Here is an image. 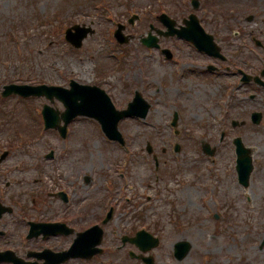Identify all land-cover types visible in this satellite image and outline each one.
I'll list each match as a JSON object with an SVG mask.
<instances>
[{"label":"rangeland","instance_id":"obj_1","mask_svg":"<svg viewBox=\"0 0 264 264\" xmlns=\"http://www.w3.org/2000/svg\"><path fill=\"white\" fill-rule=\"evenodd\" d=\"M162 11L181 23L190 0H0V90L8 83L68 88L74 80L104 89L117 109L126 108L135 91L150 104L144 119L120 121V147L84 117L69 124L66 139L39 131L44 104L63 111L57 100H0V152L9 149V164L22 169L11 175L16 184L8 192L22 200L19 186L32 188L36 206L48 205L46 218L60 210L46 191L75 193L68 212H80L83 226L111 208L107 237L143 226L162 237L153 252L161 264H175L168 254L179 241L191 249L176 264H264V92L231 74L237 67L259 74L264 46L257 59L249 49L255 41L264 45V0H198L196 15L228 57L229 72L222 68L219 75L202 73L214 61L177 37L160 38L174 54L171 63L140 43L150 23L162 28L152 15ZM131 14L139 17L132 25ZM118 23L130 38L122 45L112 36ZM72 25L93 30L80 48L64 40ZM252 112L263 114L258 125ZM232 121L245 123L232 127ZM22 132L32 142L24 143ZM236 137L253 160L247 187L235 171ZM205 143L214 156L202 152ZM50 151L54 157L46 159Z\"/></svg>","mask_w":264,"mask_h":264},{"label":"flooded vegetation","instance_id":"obj_2","mask_svg":"<svg viewBox=\"0 0 264 264\" xmlns=\"http://www.w3.org/2000/svg\"><path fill=\"white\" fill-rule=\"evenodd\" d=\"M188 14H191V12ZM196 16L200 24L208 32L207 26L205 25V18L201 15ZM253 43L256 47H252L253 53L264 46L261 42L255 41ZM255 54L256 53H254V55ZM237 55L238 54H235L234 56ZM207 58L211 59L210 57ZM212 61H214L212 66L215 68L213 73H218L221 68H225V71L229 72L230 66L224 65L228 61L227 56H225L224 60L212 59ZM240 70L241 68L237 67L235 71H231V74L240 75ZM262 70L263 67L259 69V75L261 76ZM251 75L254 76L256 74ZM261 79L264 81V75ZM257 87L261 88L264 92V86L259 84ZM11 159L12 156L9 149H3L0 152V253H4L8 258H14L16 256V258L22 259V261L38 260L35 255L39 254L41 260L35 261L36 264H161L159 255L156 256L153 252L159 248L162 237L153 233L154 236L159 239V245L156 248L150 249L148 252H142V250L131 241V239L134 238L136 228L134 231H132V229L129 231L123 230L125 232L112 230L108 233L107 237L108 231L106 232L104 227L112 222L110 220L105 225H102V221L95 220L83 226L80 224V212H68L75 209V193L71 196L64 190L46 191L44 195L52 200L58 201V209L60 210L56 209L58 214L53 218L43 217L44 208L46 209L48 205L42 204V206H36V199L33 197L32 188L19 186L20 190H18V192L20 194L22 193L24 196L22 200H19L18 196L14 195L16 194L15 192H8V190L16 184V179L11 177V175H15L17 171H22L18 166L19 164H9ZM7 177H10L9 180H6ZM85 181L88 182L89 180ZM10 194L13 195L11 196ZM33 209L36 214H34V211L32 212ZM48 223L60 224L63 227L56 228L54 234H40L39 236H34L33 224ZM95 225L101 226L103 229L102 231H104L99 246L101 251L87 258L73 257L78 250L73 247L77 235ZM94 239H96L95 236ZM90 240H93V236L91 237V235L87 237L86 242L82 245L80 253L86 254L92 247L88 242ZM96 249L97 247L94 248V250ZM65 255H70L71 258L61 260ZM168 255L169 260H173L176 264L177 260L174 254V247ZM144 256L149 258L147 262L142 259L145 258Z\"/></svg>","mask_w":264,"mask_h":264},{"label":"water","instance_id":"obj_3","mask_svg":"<svg viewBox=\"0 0 264 264\" xmlns=\"http://www.w3.org/2000/svg\"><path fill=\"white\" fill-rule=\"evenodd\" d=\"M133 19L129 22L132 23ZM161 20L164 22L168 31L164 36L177 34L178 37H182L186 40L191 41L196 45V47L209 53L210 55L219 57V49L214 44L212 36L207 35L199 27L198 22L194 16L190 17L189 21L185 24L187 28L182 27L181 30L174 28V21L170 20L165 16H161ZM120 27L116 32L117 39L120 43L127 42L128 38L124 37L121 33ZM74 31V32H73ZM91 32L89 29L80 28L78 26H73L66 31V39L75 47H80L82 40L87 36V33ZM157 38L149 36L148 38L142 39V43L148 47L156 46ZM70 89L66 90L60 87L53 86H6L3 95H8L11 93L20 94L22 96L29 95H45L47 98L52 100L53 98L61 101L65 107V112L61 113V119L64 121V126H58L59 117L58 112L53 111L49 107H44L43 114L45 118V123L47 127L58 128L60 133L64 136L66 126L76 116H87L96 119L101 125L104 134L112 140H117L123 143L121 134L118 131V122L121 119L131 116H137L144 118L148 112L149 105L142 99L141 95L137 92L132 102L128 104L126 110L118 111L114 108L108 95L101 89L95 86L80 85L76 82L70 83ZM142 104L141 107L139 105ZM176 117L174 119V124L176 122ZM260 114H252V121L254 123L259 122ZM233 144L236 146V170L240 182L243 185H247L250 172L252 170L251 155L250 150L245 148L241 139L236 138L233 140ZM150 151V148H148ZM205 151L212 154L213 151L208 150V146H205ZM155 245V244H154ZM183 247L182 258L188 251L190 245L186 242L178 243L177 247Z\"/></svg>","mask_w":264,"mask_h":264}]
</instances>
